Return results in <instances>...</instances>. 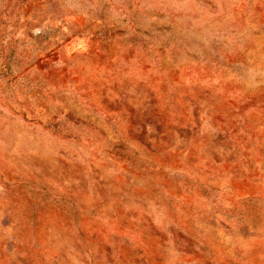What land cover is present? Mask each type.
Listing matches in <instances>:
<instances>
[{"label": "rangeland", "instance_id": "rangeland-1", "mask_svg": "<svg viewBox=\"0 0 264 264\" xmlns=\"http://www.w3.org/2000/svg\"><path fill=\"white\" fill-rule=\"evenodd\" d=\"M0 264H264V0H0Z\"/></svg>", "mask_w": 264, "mask_h": 264}]
</instances>
